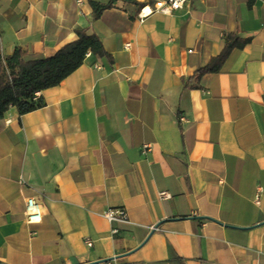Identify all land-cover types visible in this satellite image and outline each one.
Returning a JSON list of instances; mask_svg holds the SVG:
<instances>
[{"label": "crops", "instance_id": "obj_1", "mask_svg": "<svg viewBox=\"0 0 264 264\" xmlns=\"http://www.w3.org/2000/svg\"><path fill=\"white\" fill-rule=\"evenodd\" d=\"M90 1L109 0H0L1 56L51 57L87 29L113 58L89 53L42 108L0 119V264H264V0L144 23L124 2L94 21ZM230 33L251 43L190 82Z\"/></svg>", "mask_w": 264, "mask_h": 264}, {"label": "trees", "instance_id": "obj_2", "mask_svg": "<svg viewBox=\"0 0 264 264\" xmlns=\"http://www.w3.org/2000/svg\"><path fill=\"white\" fill-rule=\"evenodd\" d=\"M118 2L140 5L137 0L90 1L93 20H99L106 10L114 8ZM251 6L252 2L249 3ZM76 34L75 41L66 44L51 57L28 59L27 52L19 48L9 57L0 55V119L11 108H16L20 115L42 108L45 103L38 94L60 85L82 66L88 53L113 62L96 34L89 33L87 29H78ZM224 38L226 44L222 52L212 58L206 67L198 70L190 82H199L207 74L219 73L234 51L242 50L251 43L250 38H240L231 33Z\"/></svg>", "mask_w": 264, "mask_h": 264}, {"label": "built area", "instance_id": "obj_3", "mask_svg": "<svg viewBox=\"0 0 264 264\" xmlns=\"http://www.w3.org/2000/svg\"><path fill=\"white\" fill-rule=\"evenodd\" d=\"M137 2L141 5V8L137 14V19L144 23L148 18L153 16L156 13L171 16L176 12L182 10L188 0H137ZM78 3L81 4L82 0H78ZM131 48V44H126L125 49L129 50ZM89 55V53H88ZM87 55V56H88ZM259 192H262L261 187L259 188ZM261 194H258L255 198V203L258 205L260 202ZM159 198L163 201L170 200L172 195L169 192L162 191L159 193ZM26 203V223L29 225L40 224L44 217V204L37 200L35 197H30L25 200ZM104 218H106L110 223H114L120 220H127L128 215L124 208H114L106 210L103 213ZM113 234L117 233L116 230L112 231ZM86 245L88 247L93 246L92 240H86ZM108 264H121L117 261H111Z\"/></svg>", "mask_w": 264, "mask_h": 264}, {"label": "water", "instance_id": "obj_4", "mask_svg": "<svg viewBox=\"0 0 264 264\" xmlns=\"http://www.w3.org/2000/svg\"><path fill=\"white\" fill-rule=\"evenodd\" d=\"M159 225L160 224H157L156 226H155V228L152 230V232L151 233H154L155 232V230L159 227ZM122 256H118L117 258H121ZM114 259H116V258H114ZM114 259H107V260H101V261H99V262H96V263H94V264H102V263H108V262H111V261H113Z\"/></svg>", "mask_w": 264, "mask_h": 264}]
</instances>
